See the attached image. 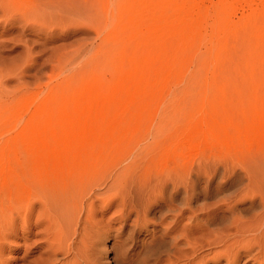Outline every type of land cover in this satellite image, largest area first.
I'll use <instances>...</instances> for the list:
<instances>
[{
  "label": "rangeland",
  "instance_id": "374dc122",
  "mask_svg": "<svg viewBox=\"0 0 264 264\" xmlns=\"http://www.w3.org/2000/svg\"><path fill=\"white\" fill-rule=\"evenodd\" d=\"M49 1L0 0V187L93 170L102 264H160L173 242L154 238L191 228L214 255L211 229L264 218V0ZM38 228L8 235L0 264Z\"/></svg>",
  "mask_w": 264,
  "mask_h": 264
},
{
  "label": "bare ground",
  "instance_id": "6f19581e",
  "mask_svg": "<svg viewBox=\"0 0 264 264\" xmlns=\"http://www.w3.org/2000/svg\"><path fill=\"white\" fill-rule=\"evenodd\" d=\"M49 2L55 6L54 1L50 0ZM54 6L53 8L58 9L57 6ZM78 161L83 163L81 158ZM35 172L37 171L25 167L23 173L29 175L28 178L21 183L5 184L0 187V248L3 247V240L8 235L17 234L20 231L21 234L30 237L31 234L34 235L33 228L40 226L42 229L38 228L40 229L38 231H43L44 240L39 238L40 242H35L36 240L31 242L33 247H27L24 250L21 257L22 264H102L94 251V241L96 240L90 238L97 224L94 220L96 203L89 201L90 196L94 194V188L101 184L99 183L101 182L100 177H93L95 172L84 169L83 165H77V171L72 175L69 174L68 178L50 171H40L41 173L38 175ZM111 177L108 193L120 191L121 174L113 172ZM140 185L142 186V184ZM7 192H9V196ZM115 200L113 198L109 205L115 204ZM142 217L146 221V213ZM262 224H264L263 217H257L250 221L236 215L231 223L233 232L224 230L225 232L213 234L214 230L211 229L208 232L209 235H205L203 238L206 245H223V249L213 252L214 255L198 256L200 254L198 252L201 250L200 241L199 237H194L200 232L197 233L196 228H191V233L187 230L181 233L167 230L160 240L154 238L155 243L152 245L153 247L154 244L157 245L159 249L169 240L171 243L173 242L167 258H158L160 264H181L186 260L185 264H204L207 257L218 261L224 258L227 264H240L241 258L250 257L249 260L264 264V227ZM200 234L202 235V233ZM168 237L169 240H167ZM181 244L186 245L187 248H181ZM252 251L255 253L252 254ZM29 257H33V259H29Z\"/></svg>",
  "mask_w": 264,
  "mask_h": 264
}]
</instances>
